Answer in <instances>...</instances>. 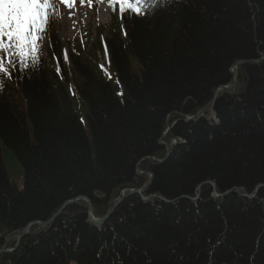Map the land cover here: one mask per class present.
I'll use <instances>...</instances> for the list:
<instances>
[{"label":"trees","instance_id":"obj_1","mask_svg":"<svg viewBox=\"0 0 264 264\" xmlns=\"http://www.w3.org/2000/svg\"><path fill=\"white\" fill-rule=\"evenodd\" d=\"M136 13L120 18L123 35L109 33L114 83L78 57L60 76L39 59L0 74V248L78 195L102 215L143 183L140 170L152 173L144 195L157 197L125 198L100 229L83 201L70 204L0 264H264V187L243 196L264 184V61L240 66L238 89L217 96L218 123H177L168 158L135 169L163 156L168 116L194 114L235 61L264 54V0H149ZM74 74L79 110L65 88ZM6 151L19 173L6 172Z\"/></svg>","mask_w":264,"mask_h":264},{"label":"rangeland","instance_id":"obj_2","mask_svg":"<svg viewBox=\"0 0 264 264\" xmlns=\"http://www.w3.org/2000/svg\"><path fill=\"white\" fill-rule=\"evenodd\" d=\"M55 6H53L51 8V11L47 13V20L45 22L47 25V30L46 32L44 30L40 32V39L37 41V43L40 44L43 59L45 60L48 69H54L57 60L51 53L52 50L50 43L52 42L53 38H55L59 42L60 52L61 50L67 49V59L60 60L63 65L71 68V56L76 53V50H79L81 51L82 56L78 58L82 60L86 65L89 66L98 64L99 68H106V56L104 55V53H102V50L99 47L100 41L98 45L97 39L100 40V37L104 38L108 35L112 26V15L105 13L103 11V8L100 9L101 11H89L88 9L84 11L83 7H85V4L80 2L77 4L79 17L78 20L74 19L76 22L74 24V22L70 20L69 16H64L65 14H67V10L63 12L62 15H59L58 18V16L56 15ZM75 17L76 16H74V18ZM59 23L61 24L59 25ZM75 25H77V28L73 31V27ZM76 55L78 54L76 53ZM102 65L103 67H101ZM72 78L73 81H75L77 79V76H73ZM65 88L71 98V102L73 103L75 108L79 110V98L74 96L73 91L68 83L65 84ZM258 91L264 94V89L259 88ZM247 116L249 115L247 114ZM2 159L7 171L11 170L14 173L20 172L17 165L15 164L12 155L9 152H3ZM20 180L21 174L20 178L17 177V181ZM11 238H14V235H12Z\"/></svg>","mask_w":264,"mask_h":264},{"label":"snow or ice","instance_id":"obj_3","mask_svg":"<svg viewBox=\"0 0 264 264\" xmlns=\"http://www.w3.org/2000/svg\"><path fill=\"white\" fill-rule=\"evenodd\" d=\"M62 2L69 3V0ZM113 2L114 0H109L110 4ZM119 2L121 12L124 11L125 4L135 12H139L137 5L142 4L143 0H136V4H132L130 0H119ZM49 7H51L49 0H0V49L7 51L10 57L6 64L4 57L0 56V73L11 76L8 65L15 68L11 59L13 55L19 57L20 63L25 67L29 57L39 62L37 50L40 46L37 41L40 37L37 33L45 22L46 9ZM64 59H67V49L64 50Z\"/></svg>","mask_w":264,"mask_h":264},{"label":"water","instance_id":"obj_4","mask_svg":"<svg viewBox=\"0 0 264 264\" xmlns=\"http://www.w3.org/2000/svg\"><path fill=\"white\" fill-rule=\"evenodd\" d=\"M249 61L248 60H243V61H240V62H238V63H235L234 64V67H236V66H238V65H240V64H243V63H248ZM235 83H236V77H235V75H234V80H233V82H232V84L231 85H229L228 86V88H232L234 85H235ZM191 119H188V120H185V121H190ZM166 147H167V145H166ZM168 153V147H167V150H166V154ZM166 157V156H165ZM165 158H163V160H164ZM162 160V161H163ZM150 178H151V175H150ZM150 178L148 179V181L146 182V183H148L149 182V180H150ZM136 191H138V190H132V191H130L128 194H126L125 196H127V195H129V194H132V193H134V192H136ZM125 196H122L118 201H116L115 202V204L106 212V214H105V216L103 217V218H101V219H98V220H94L90 215H89V220H90V222L92 223V224H95V223H100L101 221H103V219H105L107 216H109L110 214H111V212L113 211V209L117 206V204H118V202L120 201V200H122ZM214 197H217V195L216 194H214L213 195ZM85 200L87 201V209L89 210L90 209V202L85 198ZM73 200H70V201H67V202H65L58 210H57V212L50 218V219H48L47 221H43V222H38V221H36V222H33L32 224H39V225H41V226H45V225H47V224H49V223H51L58 215H59V213L62 211V209L67 205V204H69L70 202H72ZM94 221H96V222H94ZM29 228V225L28 226H26V228H25V233H26V231H27V229ZM24 233V234H25ZM22 237V235L21 236H19V238L18 239H20ZM0 252H9V250H5V249H1L0 250Z\"/></svg>","mask_w":264,"mask_h":264},{"label":"bare ground","instance_id":"obj_5","mask_svg":"<svg viewBox=\"0 0 264 264\" xmlns=\"http://www.w3.org/2000/svg\"><path fill=\"white\" fill-rule=\"evenodd\" d=\"M61 23H59V25H60Z\"/></svg>","mask_w":264,"mask_h":264}]
</instances>
